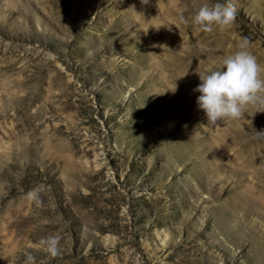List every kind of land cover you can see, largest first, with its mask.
<instances>
[{
    "label": "rangeland",
    "instance_id": "1",
    "mask_svg": "<svg viewBox=\"0 0 264 264\" xmlns=\"http://www.w3.org/2000/svg\"><path fill=\"white\" fill-rule=\"evenodd\" d=\"M227 2L0 0V264H264V106L194 91L245 39L264 66V0L194 25Z\"/></svg>",
    "mask_w": 264,
    "mask_h": 264
},
{
    "label": "clouds",
    "instance_id": "2",
    "mask_svg": "<svg viewBox=\"0 0 264 264\" xmlns=\"http://www.w3.org/2000/svg\"><path fill=\"white\" fill-rule=\"evenodd\" d=\"M141 3L148 5L150 0H141ZM128 9L136 11L135 5ZM236 11L235 0H228L226 4L204 3L194 15L193 23L198 30L207 33L213 32L214 26L225 30L235 23ZM248 47L245 39L239 45V51L223 60L222 69L210 70L207 75L199 74L201 83L194 91L200 93L196 102L207 117V126L238 119L249 106H264V66L247 51ZM171 91L175 92L176 88ZM256 136L264 138V130L256 131ZM60 239L58 235H50L42 243L52 255H57ZM31 259L29 257V261Z\"/></svg>",
    "mask_w": 264,
    "mask_h": 264
},
{
    "label": "bare ground",
    "instance_id": "3",
    "mask_svg": "<svg viewBox=\"0 0 264 264\" xmlns=\"http://www.w3.org/2000/svg\"><path fill=\"white\" fill-rule=\"evenodd\" d=\"M246 147H247V145H246ZM250 147V146H249ZM7 261V260H6ZM12 264V263H11Z\"/></svg>",
    "mask_w": 264,
    "mask_h": 264
}]
</instances>
